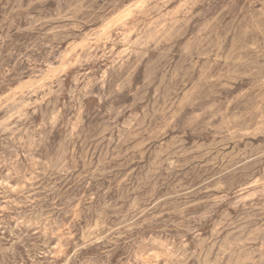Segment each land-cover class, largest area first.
Masks as SVG:
<instances>
[{
	"label": "rangeland",
	"instance_id": "374dc122",
	"mask_svg": "<svg viewBox=\"0 0 264 264\" xmlns=\"http://www.w3.org/2000/svg\"><path fill=\"white\" fill-rule=\"evenodd\" d=\"M263 223L264 0H0V264H264Z\"/></svg>",
	"mask_w": 264,
	"mask_h": 264
},
{
	"label": "bare ground",
	"instance_id": "6f19581e",
	"mask_svg": "<svg viewBox=\"0 0 264 264\" xmlns=\"http://www.w3.org/2000/svg\"><path fill=\"white\" fill-rule=\"evenodd\" d=\"M58 2H59V0H58ZM149 76V75H148ZM54 103V102H53ZM69 104V103H68ZM53 106V105H52ZM48 108V107H47ZM40 111V110H39ZM45 114H47V113H45ZM59 139V138H58ZM54 143V142H53ZM215 191V190H214ZM159 203V202H158ZM157 203V204H158ZM154 205V204H153ZM153 208V207H152ZM235 217V216H234ZM226 220V219H225ZM227 221V220H226ZM264 224V223H263ZM264 230V229H263ZM251 232V231H250ZM261 232V231H260ZM211 233V232H210ZM212 234V233H211ZM259 234H262V233H259ZM248 235H249V233H248ZM253 235H254V233H253ZM230 236V235H229ZM243 236V235H242ZM251 236V235H250ZM105 237H107V236H105ZM239 237V236H238ZM248 237V236H247ZM212 238V237H211ZM236 238V237H235ZM253 238V237H252ZM208 238H206V240H207ZM229 239V238H228ZM205 240V241H206ZM209 240V239H208ZM245 240H247V239H245ZM218 242V241H217ZM252 242V241H251ZM205 243V242H204ZM228 243V242H227ZM226 243V244H227ZM232 243H233V241H232ZM254 243H256V242H254ZM216 244V243H215ZM238 244V243H237ZM243 244V243H242ZM241 245V244H240ZM216 246V245H215ZM213 247V246H212ZM225 247V246H224ZM231 247V246H230ZM216 248V247H215ZM214 248V249H215ZM211 250V249H210ZM204 251V250H203ZM213 252V251H212ZM211 254V253H210ZM259 254V253H258ZM212 255V254H211ZM257 255V254H256ZM192 257V256H191ZM205 257V256H204ZM239 257V256H238ZM246 258V257H245ZM249 258V257H248ZM209 261H211V260H209ZM255 261V260H254ZM201 262V261H200ZM204 262H205V260H204ZM199 263V262H198ZM248 263H251V262H248Z\"/></svg>",
	"mask_w": 264,
	"mask_h": 264
}]
</instances>
